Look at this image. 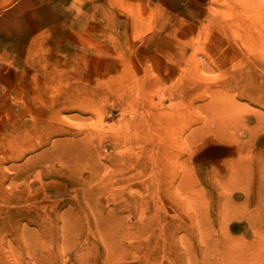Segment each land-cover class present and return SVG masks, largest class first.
<instances>
[{"label": "rangeland", "instance_id": "obj_1", "mask_svg": "<svg viewBox=\"0 0 264 264\" xmlns=\"http://www.w3.org/2000/svg\"><path fill=\"white\" fill-rule=\"evenodd\" d=\"M0 264H264V0H0Z\"/></svg>", "mask_w": 264, "mask_h": 264}, {"label": "bare ground", "instance_id": "obj_2", "mask_svg": "<svg viewBox=\"0 0 264 264\" xmlns=\"http://www.w3.org/2000/svg\"><path fill=\"white\" fill-rule=\"evenodd\" d=\"M229 17H231V15H229L228 17H226L227 19L226 20H230V18ZM229 18V19H228ZM225 19V18H224ZM233 22V21H232ZM231 25V24H230ZM230 248V247H229ZM234 249H236V248H234ZM233 249V250H234ZM232 250V249H231ZM235 251H237V249L235 250ZM227 252V251H226ZM234 252V251H233ZM228 253H230V252H228ZM232 253V252H231ZM238 254H239V252H238ZM232 255H233V253H232ZM236 258H238L237 256H235ZM214 258H215V256H214ZM230 258V257H229ZM218 259V258H217ZM211 261V260H210ZM240 261V260H239ZM215 263V262H214Z\"/></svg>", "mask_w": 264, "mask_h": 264}]
</instances>
